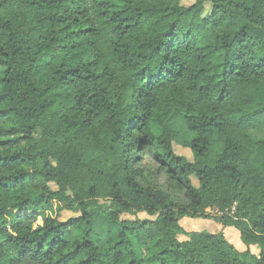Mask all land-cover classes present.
Masks as SVG:
<instances>
[{"label":"trees","instance_id":"trees-1","mask_svg":"<svg viewBox=\"0 0 264 264\" xmlns=\"http://www.w3.org/2000/svg\"><path fill=\"white\" fill-rule=\"evenodd\" d=\"M260 130L264 0H0V264H264Z\"/></svg>","mask_w":264,"mask_h":264},{"label":"rangeland","instance_id":"rangeland-1","mask_svg":"<svg viewBox=\"0 0 264 264\" xmlns=\"http://www.w3.org/2000/svg\"><path fill=\"white\" fill-rule=\"evenodd\" d=\"M183 4H189L192 0H181ZM172 128L178 131L179 139L180 140H190L195 136V132L187 130L185 126V121L182 117L175 119L172 122ZM254 138H263L264 137V130L258 131H250ZM35 139H39L40 131H36L34 133ZM217 150V145L214 147L212 155H214L215 151ZM174 151L177 154L184 155L187 159H192V153L188 147H183L180 145H174ZM191 153V155H190ZM192 183L197 185V180L194 176L191 177ZM222 213L217 209H208L207 210V217L206 218H191V217H182L179 220V224L183 227V229L187 232L190 231H200V232H210L216 233L221 232L225 236V238L239 251H244L249 249L252 253L258 254L259 248L257 245H249L246 246L239 237L237 230L231 226H223L219 221H217V217L220 216ZM74 215L72 211L64 210L61 213L60 218L65 219ZM135 217L139 219L144 218H153L152 216L146 214L143 211L135 212L134 214H122V219H134ZM39 224L41 220L38 219L37 221ZM178 240H185L187 237L185 235L179 234L177 236Z\"/></svg>","mask_w":264,"mask_h":264}]
</instances>
